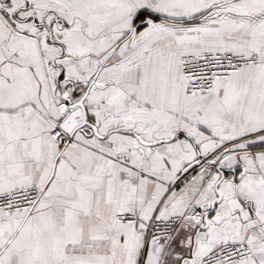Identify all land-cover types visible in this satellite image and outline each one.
I'll return each instance as SVG.
<instances>
[{
    "label": "snow or ice",
    "instance_id": "6c2138e0",
    "mask_svg": "<svg viewBox=\"0 0 264 264\" xmlns=\"http://www.w3.org/2000/svg\"><path fill=\"white\" fill-rule=\"evenodd\" d=\"M0 264H264V0H0Z\"/></svg>",
    "mask_w": 264,
    "mask_h": 264
}]
</instances>
